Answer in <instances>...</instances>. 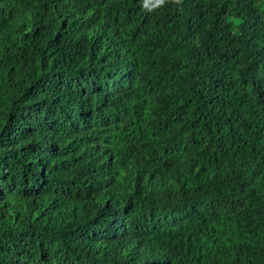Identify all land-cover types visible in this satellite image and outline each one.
Listing matches in <instances>:
<instances>
[{
	"label": "trees",
	"instance_id": "16d2710c",
	"mask_svg": "<svg viewBox=\"0 0 264 264\" xmlns=\"http://www.w3.org/2000/svg\"><path fill=\"white\" fill-rule=\"evenodd\" d=\"M0 264H264V0H0Z\"/></svg>",
	"mask_w": 264,
	"mask_h": 264
}]
</instances>
